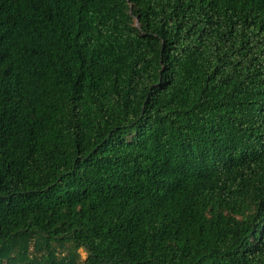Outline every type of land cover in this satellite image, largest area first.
Here are the masks:
<instances>
[{
  "label": "trees",
  "instance_id": "1",
  "mask_svg": "<svg viewBox=\"0 0 264 264\" xmlns=\"http://www.w3.org/2000/svg\"><path fill=\"white\" fill-rule=\"evenodd\" d=\"M0 264H264V0H0Z\"/></svg>",
  "mask_w": 264,
  "mask_h": 264
},
{
  "label": "rangeland",
  "instance_id": "2",
  "mask_svg": "<svg viewBox=\"0 0 264 264\" xmlns=\"http://www.w3.org/2000/svg\"><path fill=\"white\" fill-rule=\"evenodd\" d=\"M54 248L56 250V253L58 254V258H61L67 253V251H69L70 246L68 243H65L64 245H54ZM29 250H31V247L29 248ZM78 253L80 254L81 259L85 258L86 252L84 251L83 248H79Z\"/></svg>",
  "mask_w": 264,
  "mask_h": 264
}]
</instances>
